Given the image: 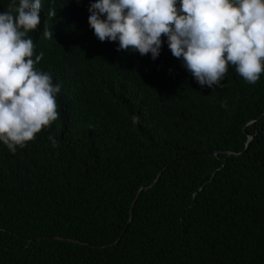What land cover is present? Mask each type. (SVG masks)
<instances>
[{"label":"trees","instance_id":"1","mask_svg":"<svg viewBox=\"0 0 264 264\" xmlns=\"http://www.w3.org/2000/svg\"><path fill=\"white\" fill-rule=\"evenodd\" d=\"M89 3L41 0L28 32L60 115L0 143V264H264V72L201 87L166 43L101 42Z\"/></svg>","mask_w":264,"mask_h":264},{"label":"clouds","instance_id":"2","mask_svg":"<svg viewBox=\"0 0 264 264\" xmlns=\"http://www.w3.org/2000/svg\"><path fill=\"white\" fill-rule=\"evenodd\" d=\"M11 7L0 12V143L14 153L60 115L62 82L36 67L44 54H34L28 37L41 22V0ZM88 7L101 42L153 60L166 43L201 87L220 85L229 65L251 84L264 72V0H90Z\"/></svg>","mask_w":264,"mask_h":264},{"label":"water","instance_id":"3","mask_svg":"<svg viewBox=\"0 0 264 264\" xmlns=\"http://www.w3.org/2000/svg\"><path fill=\"white\" fill-rule=\"evenodd\" d=\"M252 138H253V136H250V138H249V140H248V142H247V145H246L245 151L249 148L250 143H251V141H252ZM202 152H203V153H209V154H215L214 151H202ZM161 175H162V171L158 174V177H157V179L153 182V184H155V183L159 180V178L161 177ZM147 188H148V186H145V187H143V188H141V189L139 190V192H138V194H137V196H136L135 201L137 200V198L139 197V195L142 194V192H143L144 190H146ZM135 201H134V202H135ZM51 237H54V238H64V239H71V238L61 237V236H51Z\"/></svg>","mask_w":264,"mask_h":264}]
</instances>
